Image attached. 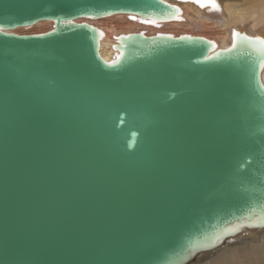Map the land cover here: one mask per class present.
I'll return each mask as SVG.
<instances>
[{
  "label": "water",
  "instance_id": "95a60500",
  "mask_svg": "<svg viewBox=\"0 0 264 264\" xmlns=\"http://www.w3.org/2000/svg\"><path fill=\"white\" fill-rule=\"evenodd\" d=\"M118 14L182 12L0 0V264H196L264 229L259 45L138 33L106 61L102 32L77 20Z\"/></svg>",
  "mask_w": 264,
  "mask_h": 264
},
{
  "label": "bare ground",
  "instance_id": "6f19581e",
  "mask_svg": "<svg viewBox=\"0 0 264 264\" xmlns=\"http://www.w3.org/2000/svg\"><path fill=\"white\" fill-rule=\"evenodd\" d=\"M162 1L179 8L182 12V15L174 21L162 22L157 24L151 21L143 22L138 17L134 18L129 14L114 15L115 17L113 19L116 18L117 20H119L118 22L122 21L126 25L124 28L121 27L123 30L121 29L120 35L117 33V30L113 31L111 29H107L105 27L97 25L96 21H102L107 18L97 20L80 19L77 20V22L88 23L89 25L96 27L102 32L103 37L100 44V54L102 58L106 61H111L116 55V52H114L115 50L113 48L118 42L116 41L115 43L112 40L113 36L115 40H117V38L121 35H130L138 33H144L146 37H150L155 36L157 34L168 33L167 30L174 26L183 27V29L185 27H189L191 29L192 34L196 35L189 36L202 38L206 37L205 39L214 42L219 47V49H227L229 45H231L234 37V32H239L241 34L252 37H264V0H241L243 4H239L240 1L237 2V0H215V2L219 5V10H215L210 6L201 7L200 4L194 2V0H190L187 2L183 0ZM190 4L197 6L204 12V14L195 9V7L191 6ZM189 14H193V16L191 17ZM126 18L128 20L137 22L142 26L132 24L128 22ZM34 27H36L41 32H44L48 28V30L46 31L48 32L53 28V22L42 21L32 27L17 28L11 31V33L17 35H39L29 34V31ZM150 28L166 29L153 30ZM21 30H23V32H27V34H20ZM178 30L179 31L175 33L180 34L179 36L184 34H190V31L188 30ZM200 30L206 32L209 31L210 33L217 34L220 36L215 38L208 37L204 36V33L202 36L199 35L197 32ZM217 32H219L220 34H218ZM172 36L179 37L176 35ZM262 81L264 83V69L262 72ZM235 241V243L228 244L227 247L215 252L213 255L210 254L211 256H203L200 260H198L196 264H264V229L261 231H252L247 236H243L242 238L241 236H238ZM239 242L240 244L242 243L241 246H238V244H236ZM234 244H236L237 247H232V245Z\"/></svg>",
  "mask_w": 264,
  "mask_h": 264
},
{
  "label": "rangeland",
  "instance_id": "374dc122",
  "mask_svg": "<svg viewBox=\"0 0 264 264\" xmlns=\"http://www.w3.org/2000/svg\"><path fill=\"white\" fill-rule=\"evenodd\" d=\"M230 1V0H229ZM240 1V2H239ZM243 1V0H242ZM241 0H237V2H239V4H243V2H242ZM248 2V1H247ZM191 6H193V7H195V9H197L198 11H200L201 13H203L204 14V12L201 10V9H199L197 6H195V5H192V4H190ZM191 17L193 16V14H189ZM115 16H113V17H111V18H107V19H104V20H99V21H96V23H97V25H99V26H101V27H105V28H107V29H111V30H113V31H115V30H117V33L120 35V31H121V27H125L126 25H125V23L124 22H118L119 20H117L116 18L115 19H113ZM127 19V18H126ZM127 21L128 22H130V23H132V24H135V25H139V26H142L141 24H138L137 22H134V21H131V20H128L127 19ZM178 23H183V22H178ZM95 25V24H94ZM144 27V26H143ZM178 26H174V27H172V28H170L169 30H171V31H169V30H167V32L168 33H163V34H172V35H176V36H179L180 34H177V33H175V32H178L179 30L178 29H180V31L183 29V27H178ZM187 28V29H186ZM150 29H153V28H150ZM154 29H156V30H161V29H166V28H154ZM153 29V30H154ZM48 30V28L44 31V32H41V31H39L36 27H34V28H32L30 31H29V34H42V33H45L46 31ZM123 30V29H122ZM186 30H188V31H190V34H184V35H195V34H192V32H191V29L189 28V27H185L182 31H186ZM198 32V34L199 35H202L203 36V33L205 34L204 36H208V37H218V36H220V35H217V34H213V33H210L209 31L208 32H206V31H203V30H200V31H197ZM196 32V33H197ZM207 34H206V33ZM27 34V32H23V30H21V32H20V34ZM209 33V34H208ZM218 34H220L219 32H217ZM210 34H211V36H210ZM196 36V35H195ZM204 38H206V37H204ZM112 40L116 43V41L117 40H115L114 39V36L112 37ZM115 52V51H114ZM236 244H238V246H241V244H240V242L239 243H236ZM236 244H234V245H232V247L234 246H236ZM237 247V246H236Z\"/></svg>",
  "mask_w": 264,
  "mask_h": 264
},
{
  "label": "snow or ice",
  "instance_id": "6c2138e0",
  "mask_svg": "<svg viewBox=\"0 0 264 264\" xmlns=\"http://www.w3.org/2000/svg\"><path fill=\"white\" fill-rule=\"evenodd\" d=\"M194 2L199 3L201 7H212L215 10H219V5L215 2V0H194ZM67 23H72V21H67ZM234 37L237 40H244L248 42H254L255 44L259 45V51L264 53V37H252L248 35H242L239 32L233 33ZM233 47H235V43L233 44ZM207 59H212V57H208ZM261 68H264V61L261 62ZM243 225L237 224L236 226L227 229L226 231L229 232V234H235L237 231H239ZM217 242H220V237H217Z\"/></svg>",
  "mask_w": 264,
  "mask_h": 264
}]
</instances>
